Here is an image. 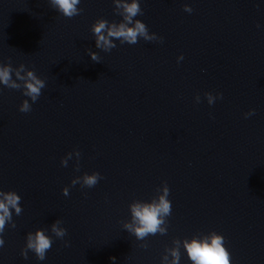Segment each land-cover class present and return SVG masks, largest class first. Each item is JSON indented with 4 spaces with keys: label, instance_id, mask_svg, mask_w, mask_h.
<instances>
[{
    "label": "water",
    "instance_id": "obj_1",
    "mask_svg": "<svg viewBox=\"0 0 264 264\" xmlns=\"http://www.w3.org/2000/svg\"><path fill=\"white\" fill-rule=\"evenodd\" d=\"M142 6L139 18L164 42L100 52L96 63L91 25L120 19L112 0H83L72 19L48 0H0V61L34 67L47 80L27 114L21 92L0 94V189L17 191L24 208L0 264H40L21 256L26 235L57 219L71 246L57 240L43 264H160L173 239L212 230L225 235L233 264H264V2ZM207 92L223 100L209 106ZM75 149L80 172L75 160L61 165ZM95 171L105 177L95 188L62 194ZM165 181L169 233L150 237L145 250L121 221L133 199H150Z\"/></svg>",
    "mask_w": 264,
    "mask_h": 264
},
{
    "label": "clouds",
    "instance_id": "obj_2",
    "mask_svg": "<svg viewBox=\"0 0 264 264\" xmlns=\"http://www.w3.org/2000/svg\"><path fill=\"white\" fill-rule=\"evenodd\" d=\"M48 2L54 11L67 19L75 18L84 12L81 7L83 0H48ZM143 3L144 0H112L114 15L120 19L110 21L101 17L91 25L90 31L95 41V48L98 49L96 52L89 49L92 61L101 62L100 52L111 53L120 46H135L141 40L148 43L164 42L162 36L152 32L144 20L139 18L145 15ZM183 10L188 14L194 12L193 7L188 3L183 5ZM257 27L259 28L260 25ZM183 60L184 56L180 55L177 63ZM46 87L47 80L41 78L34 67L29 68L23 63L15 67L11 59L7 62L0 61V94L5 89L21 92L25 97L19 105L21 113L27 114L33 110V105L40 100ZM204 97L209 106H214L217 100H223V93L207 92ZM195 102L197 104L202 102L200 95L195 97ZM253 115L255 109L245 113V119ZM81 158V151L75 149L62 158L61 165L67 168L69 161L75 160V171L80 172ZM103 179L105 177L99 171L84 172L82 176L77 175L73 178L71 184L63 188L62 194L69 197L71 189L77 185L82 191L93 189ZM170 197L171 188L165 181L161 186L156 187L155 194L150 199H133L128 205L129 218L121 221L122 229L134 236L137 241L143 242L139 247L147 250L149 247L147 241L150 237L168 235L173 215V201ZM22 202L23 197L17 191L0 189V250L5 247L6 233L17 228L15 217L21 216L24 212ZM67 235L68 229L64 227L61 219L52 223L50 228L30 231L26 235L21 256L28 260L29 253H32L36 261L43 264L57 240L62 241L64 247L71 246L65 239ZM111 259L115 264L116 258ZM160 264H233V260L225 235L212 230L196 232L182 239L179 237L173 239L171 246L165 247Z\"/></svg>",
    "mask_w": 264,
    "mask_h": 264
}]
</instances>
